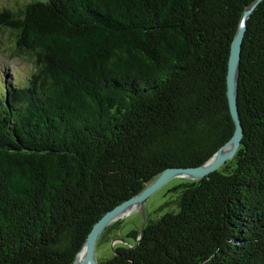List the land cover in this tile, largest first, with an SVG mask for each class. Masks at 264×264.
I'll use <instances>...</instances> for the list:
<instances>
[{
	"label": "trees",
	"instance_id": "trees-1",
	"mask_svg": "<svg viewBox=\"0 0 264 264\" xmlns=\"http://www.w3.org/2000/svg\"><path fill=\"white\" fill-rule=\"evenodd\" d=\"M255 1L7 0L0 32L32 71L0 74V264H73L107 213L232 140L229 59ZM238 108L237 156L170 188L176 210L100 264H264V1Z\"/></svg>",
	"mask_w": 264,
	"mask_h": 264
},
{
	"label": "water",
	"instance_id": "water-1",
	"mask_svg": "<svg viewBox=\"0 0 264 264\" xmlns=\"http://www.w3.org/2000/svg\"><path fill=\"white\" fill-rule=\"evenodd\" d=\"M263 1L264 0H256L251 7L244 12L240 27L232 42L227 75V95L231 115L235 124V134L232 140L221 148L209 161L199 167L187 169L171 168L165 170L139 195L131 198L111 212L107 213L98 223L95 224L73 264H100L96 258L99 240L107 228L117 222L119 216L127 207L137 203H147L155 194L160 192L175 179L201 181L220 170L227 162L233 160L240 152L244 136L238 108V82L241 65V53L247 30V20ZM144 228L145 223L142 227V232ZM82 253H84L83 259H79V256Z\"/></svg>",
	"mask_w": 264,
	"mask_h": 264
},
{
	"label": "rangeland",
	"instance_id": "rangeland-1",
	"mask_svg": "<svg viewBox=\"0 0 264 264\" xmlns=\"http://www.w3.org/2000/svg\"><path fill=\"white\" fill-rule=\"evenodd\" d=\"M6 3L7 0H0V8ZM8 36L9 35L7 33L0 32V74H7L15 78V71L22 77H26L29 75V72L32 71L31 62L25 57L20 59L10 58L12 57L10 52L11 44ZM184 181L189 180H173L164 189L155 194L147 203L142 206L140 205L137 212L129 215L128 217L120 218L121 220L118 221L122 224L120 233L107 243H99L96 255L98 261L111 258L113 251L119 246H134L132 233L135 231H141L144 223L146 226L150 218L152 220H157L166 213L175 211L176 205L173 202L176 200V195L172 193L170 188L177 186L180 182ZM143 210L144 213H142Z\"/></svg>",
	"mask_w": 264,
	"mask_h": 264
},
{
	"label": "bare ground",
	"instance_id": "bare-ground-1",
	"mask_svg": "<svg viewBox=\"0 0 264 264\" xmlns=\"http://www.w3.org/2000/svg\"><path fill=\"white\" fill-rule=\"evenodd\" d=\"M138 204H139V205H138ZM143 204H145V203H137V204H133V205L127 207V208L125 209V211L119 216L117 222H118L119 220H121L120 218H122V217H123V218L128 217L129 215L134 214L135 212H137V211L139 210V208H140V205L142 206ZM142 212H144V210H143ZM83 256H84V253H82V254L79 256V259H83ZM88 264H91V263H88Z\"/></svg>",
	"mask_w": 264,
	"mask_h": 264
}]
</instances>
